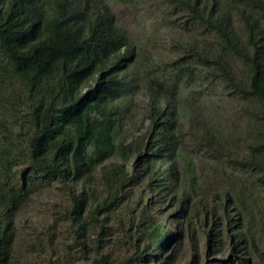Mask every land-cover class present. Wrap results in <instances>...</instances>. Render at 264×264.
I'll return each mask as SVG.
<instances>
[{
	"label": "trees",
	"instance_id": "trees-1",
	"mask_svg": "<svg viewBox=\"0 0 264 264\" xmlns=\"http://www.w3.org/2000/svg\"><path fill=\"white\" fill-rule=\"evenodd\" d=\"M153 12L203 39L147 64L149 125L127 139L109 101L128 92L135 51L108 0H0V264L14 262L18 211L54 183L71 245L50 264H72L75 247L89 264H172L187 239L195 264L200 237L206 255H228L203 264H264V0H160ZM216 89L256 122L240 151L202 109ZM188 140L213 165L185 158ZM136 191L140 210L117 215ZM146 194L170 202L166 219Z\"/></svg>",
	"mask_w": 264,
	"mask_h": 264
},
{
	"label": "rangeland",
	"instance_id": "rangeland-1",
	"mask_svg": "<svg viewBox=\"0 0 264 264\" xmlns=\"http://www.w3.org/2000/svg\"><path fill=\"white\" fill-rule=\"evenodd\" d=\"M158 2L160 0H108L117 24L126 31L127 39L135 51V63L125 72L126 77L132 82L128 92L120 98L109 101V106H116L121 113L120 130L123 137L127 139L145 132L149 125L146 115L148 97L144 84L140 80V75L147 64L156 59L171 60L178 55L176 48L180 43L192 41L194 38L196 41L203 39V36L199 35L197 31H183L176 16L165 15L166 17H160L156 12H153L154 6ZM183 97L181 98V108L184 113L187 110L189 99L186 95ZM201 105L202 109H207L206 112L211 114L214 125L219 127L227 137L230 138L234 135V141H230L232 147L228 145L227 148L240 151L241 145H243L241 139H245L247 130L255 126L256 122L253 121L252 123L243 113L241 106L229 96H224L221 89L212 91L211 96ZM184 128L187 135L189 132L194 133L188 121H184ZM195 150L197 149L194 143L188 140L184 153L185 158L194 159L198 169L199 167L206 169L209 168V165H213L212 160L207 163L209 155L202 152V154L198 153L197 156L194 154ZM113 161H118V159L112 158L106 164ZM98 169L94 175L95 184L93 183L90 188L97 189L99 196H102L103 188L98 182ZM140 195L141 192L136 191L131 201L125 203L117 211V215L124 218V215L130 212L137 213L140 206H137L136 202ZM143 203L152 212H162L160 215L162 219H166L167 215L173 211V208H169L170 202L168 200L163 201L162 204L153 205L149 194H146V201ZM67 206L66 195L58 183L42 188L30 197L16 215L14 224L16 244L14 245L15 258L13 264H50L55 262L57 257L64 256L65 248L68 244L71 245V233L68 230L69 222L62 218ZM166 223L171 227L174 225L170 219H167ZM51 225L56 230L55 243H50L49 239L51 237L48 232ZM109 225L115 227V222H110ZM96 230H90V236L87 238L89 244L93 243ZM199 241V257L195 264H203L205 259H228L226 253L214 258L211 255H206L201 237ZM28 243L33 244V252L28 250ZM259 248L261 249L260 246ZM105 249H112V246L106 245ZM72 252L70 256L72 264H89L88 260L82 258L77 247L72 249ZM123 254L125 251L120 250L119 255ZM192 254L193 250H191L190 242L187 239L182 243L181 251L172 264H191ZM251 262L252 260H250V264H258Z\"/></svg>",
	"mask_w": 264,
	"mask_h": 264
}]
</instances>
